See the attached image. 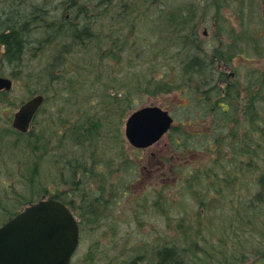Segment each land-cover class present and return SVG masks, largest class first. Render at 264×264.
<instances>
[{
	"label": "rangeland",
	"instance_id": "rangeland-1",
	"mask_svg": "<svg viewBox=\"0 0 264 264\" xmlns=\"http://www.w3.org/2000/svg\"><path fill=\"white\" fill-rule=\"evenodd\" d=\"M263 1L103 0L106 9H102L92 0H0L2 19L11 13L10 5L16 8L22 4L21 10L25 5L23 12L27 16L23 19L27 22L23 24L31 26L29 29L36 37H45V19L49 22L58 19L60 25L63 18H74L78 14L74 12L76 4L93 10L97 16L101 10L97 26L106 25V31L93 42L71 45L69 38L56 37L50 43L42 44L37 51L32 50L35 46H30L16 71L14 66L0 62V72L13 81L9 91H0V163L5 166L2 169L0 164V223L25 203L36 202L39 195L47 197L57 194L58 190L70 191L75 198L73 210L80 225L79 243L70 264H159L158 249L182 235L180 225L188 227L185 233L190 235L194 232L190 228L195 225L194 221L197 226L201 224L199 215L198 219L195 216L197 210L201 215L209 209L212 225L220 228L221 220L228 224L232 217L229 201L239 198L245 192L243 184L252 180H248V176L239 178L237 183L232 182L231 190L224 187L222 196L203 192L200 195L198 179L192 180V175L186 178L192 169L198 178V172L205 175L211 167L224 176V170L233 168L228 167L227 157L240 156L236 148L226 145L221 149L225 158L215 163L218 148L212 153L200 149L206 146L205 135L213 137L212 124H217L218 109L225 108V104L215 97L209 102L194 100L189 92L182 93V86L170 93H155L152 85L148 92L143 89L152 75L156 77L165 72L170 80L185 82V78L178 76L181 75L179 60L183 51L176 54L178 47L173 46L163 54L161 48L165 42L177 43L180 37L187 36L186 32L192 33L191 27L197 34L194 44L198 45L200 37L211 44L210 51L215 45L213 37H223L219 26H230L232 33L225 37H264ZM30 6H35L36 15L28 10ZM42 12L43 17L39 16ZM222 18L226 21L223 22ZM176 19L177 23H174ZM25 37L29 35L25 34ZM116 37H122L118 42L120 54L115 49L118 59L105 52L99 57L97 48L102 41L108 39L110 42L103 47L110 48ZM126 37L127 43L122 44ZM145 38L148 45L144 52L139 44L144 43ZM259 42L263 50L258 59L238 58L227 66L220 64L219 71L228 77L221 80V75L215 73L216 79L212 82L224 89L227 83L238 81L240 88H244L250 67L264 70V40ZM123 45L132 50L131 58L121 52L119 47ZM56 50L58 55L63 53L62 57L52 55ZM66 50H69L67 54ZM58 67L67 73L61 74L54 82L49 81ZM13 70L16 75L10 76ZM119 85H122V93H127L134 102L124 105L117 101L113 106L106 102L101 93ZM262 90V98L256 99L259 108L264 107V86ZM39 93L45 96V100L33 119L30 134H19L14 138L10 115L23 101ZM241 93L244 100L245 91ZM146 105L167 109L173 117L172 127L177 129H170L148 147L134 148L125 138L124 123L132 111ZM240 105L234 112L239 119L243 116L244 101ZM127 106L128 109L122 112ZM106 107L111 109H104ZM84 109L94 110L100 116L97 131H88L83 141L84 147L89 144L86 154L93 153L89 158L98 164L86 176L78 172L81 182H75L80 186L78 192L74 182L64 181L62 173L66 171L59 162L56 163V158L65 160L72 156L74 151L70 149L76 150L82 141V132L74 129ZM182 132L189 138L185 145L177 148L173 141ZM191 146L194 147L190 149ZM213 173L215 175L214 171H208V180H201L202 187L214 182ZM105 184L107 188L101 192ZM222 186H229V182L223 181ZM83 190L84 194L81 193ZM13 193L24 199H18ZM197 199H207V205L200 206ZM252 261L253 256L248 255L240 264H251Z\"/></svg>",
	"mask_w": 264,
	"mask_h": 264
},
{
	"label": "trees",
	"instance_id": "trees-1",
	"mask_svg": "<svg viewBox=\"0 0 264 264\" xmlns=\"http://www.w3.org/2000/svg\"><path fill=\"white\" fill-rule=\"evenodd\" d=\"M92 2H95V6L106 9L103 5V0H92ZM21 5L22 4L16 5V8L14 5H10L9 8H11V13L7 14L5 19L0 17V62L2 64L6 63L7 65L14 66L15 71L18 67H21V61L25 53L30 50V46H35L32 50L37 51L41 48L42 44L50 43V41L56 37L69 38L71 40V45H79V43L82 44L87 41H96L98 37L102 35L101 32L106 31V25L104 26V23L103 26L101 24L97 26L99 22L98 18L102 13L101 10L100 15L97 16L94 14L93 10L85 9L83 5L76 4L74 6V12L76 11L78 14L74 15V18L69 20L63 18L62 22L60 21V25H58V19L50 22L45 19L43 22L45 24V37H36L32 30L29 29L31 26L28 27L24 25V21H27L24 20L23 17L27 16V14L23 12L25 5L22 8L23 10L20 8ZM28 10H31L33 12L32 14H37L35 6L28 7ZM39 16L43 17L45 15H43L42 12V15L39 14ZM39 16L37 18H39ZM222 21L224 22L226 20L222 18ZM174 23H177V19ZM229 27L220 28L219 26V29L223 30L222 33H220L223 37H213L215 45L212 47L211 51L209 50L211 44L204 42L200 37H198V45L194 44L197 42V34L195 33L196 31L193 32L192 27L191 31L193 34L186 32L187 36L180 37L177 43H163L162 48L159 47L163 54H166L167 49H172L173 46L178 47L176 54H181L183 51V55L179 60V74L181 75L178 76L185 78V82L176 83L177 81L170 80L168 75H166L167 72H165L156 77L152 75L147 81L148 85H146L143 90L148 92L150 85H152L153 92L155 93H170L173 89L177 87L179 89L182 86V93L189 92L194 100L201 99L204 100V102H209L210 99L212 100L215 97L225 104V108L221 107L218 109L220 115L218 116L219 119L217 124H212L211 130L214 133L213 137L205 135L204 139L207 142L206 146L200 149L212 153L218 148L216 151L217 156H215L216 159L214 158L215 163L225 158L226 155L221 154V149L226 145H231L233 149L236 148L235 150L240 156L231 155L227 157V161L229 162L228 167L233 168L224 170V176L221 174L219 175L212 167L205 171V175L198 172V178L197 173L194 172L193 169L188 172L189 175L186 176V178H190L192 175V180L198 179V194L201 195V192L206 194L218 193L223 196V194H225L224 187L226 190H231L232 184L235 181L237 183L239 178L248 176V180L251 179L252 181L243 184V186H245V188H243L245 192L242 193V195L240 194L239 198L229 201L232 217H230L228 224H223V220H221L220 228L218 225H212V219L208 217L210 210H206L205 213L201 212V215L197 210L195 216L198 219L199 215L201 224L197 226V222L194 221L195 225L190 227L194 232L190 235L185 233L188 227L184 226V229L183 225H180V232L182 235L179 238L182 241L177 242V240L180 239L176 238V241L172 239L171 242L163 244L157 251L160 259L159 264H240L248 255L253 256L251 264H264V107L259 108L256 105V99L258 97L262 98L263 96L264 70L250 67V71L246 74L248 81L245 86L242 84L244 88H240L238 81L227 83L224 89H222V87L219 88L217 82H212L216 79L215 73L221 75V80L224 77H228L224 72L219 71L218 66H220V64H223L222 66L224 67L227 66V64H232V62L238 58L248 61L258 59L257 56H261L263 50L262 44L259 41L262 39L264 40V37H225L232 33ZM108 28L110 27L108 26ZM25 34L27 36L29 35V37H25ZM189 37L192 38L191 40L193 43L189 40ZM121 38L122 37H116L115 40L113 39L111 41L114 42V45H111L113 50L111 47H103L110 42L108 39L104 42L102 41L100 47L97 48L99 57L103 56L105 52L107 56L118 59L115 49L120 54L118 42ZM224 39L227 40L226 43L223 42ZM143 41L144 43H140L139 46L143 48L145 52L144 47L148 45V39L145 38ZM126 43L127 37L126 41L122 44ZM62 48L65 49V47ZM119 48L121 52L127 53L126 56L128 58L132 57L130 56L132 50L128 48L127 45H123L122 48L120 46ZM67 52H69V50H66L65 54H67ZM62 54V52H59L58 55L56 50L52 55L60 58ZM54 64L55 62L52 61L51 66L54 67ZM58 70L59 73H56ZM15 71H11L13 74L10 76L16 75ZM66 73L67 70L58 67L50 75L49 81L54 82L61 74ZM0 75H3L2 72H0ZM117 87L112 86L110 90L108 89L106 92L101 93L106 97L107 103L113 106L115 104L117 105V101H121L124 105L134 102L127 93H122V85ZM152 89H150V91ZM243 91H245L244 100L241 98V92ZM241 101H244V107L242 109L243 116L239 119V117L237 118L235 116L234 112L241 107ZM89 108L93 109L94 107L90 106ZM104 109L110 110L111 107H106ZM127 109L128 106L127 108L124 107L122 112ZM84 110L81 119H77L74 129V131L82 132L80 135V140L82 141L76 148V150L79 151H76L74 148L70 149L74 151V166L69 168L66 158L61 167L64 170L66 168L68 169L67 172L62 173L64 175V181L68 182L72 178L74 184L75 182L81 183L79 180L80 178H78V172L81 173L82 176H86L89 170L94 171L95 164H98L96 160H91L89 158V155L93 157V153L86 154L85 150L88 148L89 144L86 143V147H84L83 141L86 140L88 131H92L93 129L94 132L97 131L99 125L98 118H100V116L94 110L92 112H90L89 109ZM173 129L177 128L172 127L171 131ZM40 131L41 129L39 128V133ZM179 135L178 139H174L173 141V144H175L177 148L181 147L180 145H185V141L189 138V135L185 136L183 132L179 133ZM96 142L97 141H95V144ZM79 146L83 147L79 149ZM92 146L94 145L92 144ZM193 147L194 146H191L190 149ZM94 149L95 148L92 150L94 151ZM112 171L113 169H111V172ZM208 171L215 172V175L213 173L214 178L212 177L214 182H208L209 187H202L201 180H208ZM223 181H228L229 186H222ZM75 186L78 188V192H80V186L76 184ZM106 188V184L103 185L101 192ZM81 193L84 194L85 191L83 190ZM52 197L62 200L70 207V200L66 199L67 195L65 191L58 190L57 194H53ZM207 201V199H200V201L197 199V202L200 203L202 207L207 205ZM87 210L90 209L88 208ZM90 212L94 214V211ZM197 250L199 251L198 254Z\"/></svg>",
	"mask_w": 264,
	"mask_h": 264
},
{
	"label": "water",
	"instance_id": "water-1",
	"mask_svg": "<svg viewBox=\"0 0 264 264\" xmlns=\"http://www.w3.org/2000/svg\"><path fill=\"white\" fill-rule=\"evenodd\" d=\"M11 80L0 76V89H10ZM42 95L26 100L14 114L12 125L28 130ZM173 118L160 106L141 107L127 117L124 134L134 147L145 148L158 141ZM79 239V227L69 209L55 199L34 203L0 227V264H69Z\"/></svg>",
	"mask_w": 264,
	"mask_h": 264
},
{
	"label": "flooded vegetation",
	"instance_id": "flooded-vegetation-1",
	"mask_svg": "<svg viewBox=\"0 0 264 264\" xmlns=\"http://www.w3.org/2000/svg\"><path fill=\"white\" fill-rule=\"evenodd\" d=\"M13 114H14V112H13ZM13 114L12 115H10V117H9V121H10V126H11V128H12V130H13V136H14V138H18L20 135L19 134H22V135H29L30 134V130L28 131V132H26V133H23V132H20V131H17L16 129H14L13 127H12V125H11V122H12V117H13ZM31 127H32V125H31ZM31 127H30V129H31ZM35 146H37V144L35 145ZM72 156H69L68 158H67V166L69 167V168H72L73 166H74V157H73V153L71 154ZM63 157H61V158H56V163L57 162H59V164H61V166H62V164H63ZM1 164V163H0ZM14 164H16V165H18L16 162L14 163ZM2 165V164H1ZM4 163H3V165L1 166V168L2 169H4ZM63 170V169H62ZM63 171H68V169L66 168L65 170H63ZM70 182L72 183V182H74L73 180H72V178L70 179ZM21 184V183H20ZM7 187V186H6ZM14 194V193H13ZM66 195H67V197H66V199H69L70 200V209L74 212V210H73V208H74V204H73V199H75L73 196H71L72 194L70 193V191H66ZM13 196H15V197H17L18 199H24V197L23 196H21V195H13ZM42 195H39L37 198H35V199H42ZM31 199H34V198H31ZM29 203V202H28ZM26 204V203H25ZM24 208V207H23ZM20 210H22L21 208H19V210H17L15 213H17V212H19Z\"/></svg>",
	"mask_w": 264,
	"mask_h": 264
},
{
	"label": "bare ground",
	"instance_id": "bare-ground-1",
	"mask_svg": "<svg viewBox=\"0 0 264 264\" xmlns=\"http://www.w3.org/2000/svg\"><path fill=\"white\" fill-rule=\"evenodd\" d=\"M27 21V20H26Z\"/></svg>",
	"mask_w": 264,
	"mask_h": 264
}]
</instances>
